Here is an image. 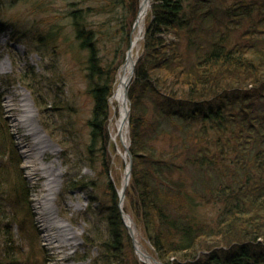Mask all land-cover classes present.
I'll return each mask as SVG.
<instances>
[{"label":"trees","instance_id":"16d2710c","mask_svg":"<svg viewBox=\"0 0 264 264\" xmlns=\"http://www.w3.org/2000/svg\"><path fill=\"white\" fill-rule=\"evenodd\" d=\"M65 1L67 23L52 14L49 31L39 23L22 30L0 9V33L11 30L16 41L30 33L29 43L43 52L55 31L70 27L71 48L84 52L93 102L85 160L108 175L110 97L141 0ZM94 13L105 19L95 23ZM4 81L0 74L3 209L4 180L22 162L3 119ZM128 95L133 165L123 209L152 255L162 264H264V0H151ZM35 98L43 114L51 109L39 91ZM58 103L51 100L54 109L63 107ZM66 175L67 188L89 193L85 219L93 228L94 216L107 222V239L85 236L98 242L93 264H147L135 252L113 181L100 196L93 177ZM17 180V199L28 200L26 179Z\"/></svg>","mask_w":264,"mask_h":264},{"label":"rangeland","instance_id":"374dc122","mask_svg":"<svg viewBox=\"0 0 264 264\" xmlns=\"http://www.w3.org/2000/svg\"><path fill=\"white\" fill-rule=\"evenodd\" d=\"M0 2H2L1 12L7 17L17 19L22 30L39 23L38 28L49 31L53 15L59 17L60 13L59 20L62 25L68 20L65 17L66 14L62 15L68 7L65 0H0ZM39 2H41V7L37 10ZM141 2L142 0L140 4ZM139 10L140 6L138 14ZM91 19L98 24L105 18L101 14L94 13ZM148 19L149 11L145 28ZM134 23L131 39L134 37ZM11 33V30L0 33V66L6 62L5 68L7 69V72H3L0 67V74L5 80L1 86L3 91L2 113L3 119L5 118L10 127V139L22 162L18 168L17 165L16 168L10 167L11 178L4 180V184L9 188L7 194L1 197L4 200L5 209L0 207V264H93V259L99 251L98 242L96 240V244L88 243L85 236L89 232L90 237L94 239L100 234L99 242L107 239V222L103 218L98 219L99 215L94 216L93 228L83 215L88 206L89 193L80 188H67L64 178H68L66 174L93 177L102 185L97 188V194L100 196H103L102 188L106 181L112 180L119 191L125 182L128 156H126L125 144L119 135L120 102L114 99L113 95L119 85L120 72L127 55L120 67L116 85L110 97L109 129L112 162L107 175L100 173L99 165L96 169L91 168L85 160L86 153L83 144L88 130L86 120L91 114L93 102L88 93V82L82 63L84 52L71 48L70 27L64 25L61 33L58 31V34L55 31L52 36L56 38V41H46L44 46L42 45L43 52L35 51V45L29 43L30 33H24L23 40L20 41L13 39ZM25 38L30 45H27ZM142 40L136 53V61L141 52ZM108 56L111 57L112 54ZM21 89L30 95L37 109L39 123L47 136L44 144L48 150L41 160L34 156L30 158L26 156L27 150L30 155L34 152L28 149L31 136L25 134L24 129L16 124V118L21 112L18 109ZM38 91L51 108L44 114L36 102L35 93L38 94ZM53 99L60 101L58 104H62L63 107L54 109L55 105L51 104ZM129 145L128 129L127 146ZM41 164H47L53 171L57 169L61 171L60 176L56 175L58 186L50 200V206L55 211L54 215H58L55 219L64 220L65 237H68L69 241L59 242L55 238L58 233L56 227L52 229L49 227L45 230L44 225L48 221L39 201L46 198L48 190L46 188L47 178L42 175ZM20 175L26 179L30 191V198L25 201L18 200L14 192L15 182H18L17 178L19 179ZM2 183L1 179V187ZM12 204H15L16 210H13ZM46 234L49 237L48 240ZM135 236L140 243V248L145 253L152 254L149 251L151 250L149 241L138 227ZM137 255L141 261L145 262L138 253Z\"/></svg>","mask_w":264,"mask_h":264},{"label":"bare ground","instance_id":"6f19581e","mask_svg":"<svg viewBox=\"0 0 264 264\" xmlns=\"http://www.w3.org/2000/svg\"><path fill=\"white\" fill-rule=\"evenodd\" d=\"M150 9V0H143L141 8L139 10V16L136 22V25L134 27V37L131 41L130 45V52L128 57L126 58V61L124 65L122 66V70L120 72V80L119 85L113 95V98L118 100L120 102V118L118 120V128H119V135L121 136L122 141L125 145H127V131H128V122H127V110L129 107V103L125 97V87L126 83L130 79L133 71V66L136 61V53L140 44V41L143 38V33L145 29V22H146V16L148 14V11ZM1 70L3 72H7V69L5 68L6 62L2 63ZM21 95L19 96V108L20 114L19 117L16 118L17 125L22 127L25 131V134L31 136V141L28 144V149L31 151H34L32 155H30L27 150L26 156L29 158L31 156H34L38 160H41L44 157V154L46 150V145L44 144L46 141V134L41 127L39 120L37 118V109L33 104V101L30 97V95L23 91V89L20 90ZM116 137V136H115ZM42 175L47 178V196L43 200L39 201L42 205L43 212L45 213V216L47 218L48 223H45V230L46 229H52L53 227L58 230V233L55 235V238L59 242L63 241H69L68 237H65V223L64 220L61 218L55 219L54 210L50 206V200L53 198V193H55L58 182H57V176L61 175L60 169L58 170H51L47 164H41L40 166ZM129 164L127 163L126 171L128 172ZM58 171V172H57ZM53 218V219H52ZM128 223H130L132 226V222L127 218ZM63 233V235L61 234ZM47 240L49 237L48 235H45ZM138 246L140 248V243H138ZM142 251L141 257L144 261H146L149 264H155L153 260L148 257V253H145L141 248ZM68 258V257H66Z\"/></svg>","mask_w":264,"mask_h":264},{"label":"water","instance_id":"95a60500","mask_svg":"<svg viewBox=\"0 0 264 264\" xmlns=\"http://www.w3.org/2000/svg\"><path fill=\"white\" fill-rule=\"evenodd\" d=\"M141 5H142V2L140 4V8H141ZM138 16H139V14H138ZM138 16H137V18L135 20L134 27L136 25ZM129 52H130V50L128 49L127 54H126L127 55L126 58L128 57ZM135 63H136V61H135ZM135 63H134V66H133L132 75H131L130 79L128 80V82L126 83V87H125V97H126L128 103H130V98H129V95H128V86H129V84H130V82H131V80L133 78V75H134ZM127 111H128L127 112V122H128V125H129L130 105H129ZM125 147H126V156H128L127 163L129 164V169H128V172L126 171V174H125V182L123 183V185H122V187H121V189L119 191V197H120L119 198V207H120V211L122 213V217L124 219V222L126 224V227L128 228L129 234H130V236L132 238V241H133V245L135 247V250L141 256L142 251L140 250V248L138 246L139 241L137 240V238L135 236L136 235V230H137L136 223L134 222V220L132 219V217L127 212H125V210L123 209V202H124V198H125V191H126V188L128 187L129 182H130L131 173H132V165H133V156H132L131 150H130L129 146L125 145ZM127 218L132 222L133 226L130 223H128ZM148 257H150L155 264H162L154 255L148 253ZM147 264H149V263H147Z\"/></svg>","mask_w":264,"mask_h":264}]
</instances>
